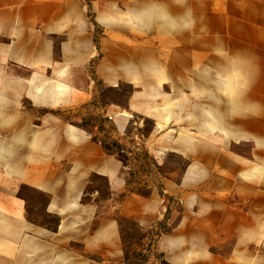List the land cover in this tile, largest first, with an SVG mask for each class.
I'll return each instance as SVG.
<instances>
[{
    "label": "rangeland",
    "instance_id": "374dc122",
    "mask_svg": "<svg viewBox=\"0 0 264 264\" xmlns=\"http://www.w3.org/2000/svg\"><path fill=\"white\" fill-rule=\"evenodd\" d=\"M0 23L1 79L54 84L4 88L34 109L27 162L56 164L54 195L16 185L38 264H264V0H0Z\"/></svg>",
    "mask_w": 264,
    "mask_h": 264
},
{
    "label": "crops",
    "instance_id": "0c3cea01",
    "mask_svg": "<svg viewBox=\"0 0 264 264\" xmlns=\"http://www.w3.org/2000/svg\"><path fill=\"white\" fill-rule=\"evenodd\" d=\"M2 24L0 23V31H1ZM29 46L27 45V49ZM37 49V48H36ZM1 50V49H0ZM39 51V49H37ZM1 52V51H0ZM0 53V58H1ZM41 61V60H39ZM37 61V62H39ZM34 66H39L34 64ZM3 70L0 67V73ZM3 79V78H2ZM0 77V89H3L2 93H0V122L1 121H18V130L21 133H18L16 137L24 136L26 138H32V147L31 151L29 149L28 141L26 143L19 146L17 151V159L14 157H10L12 151H8L9 143L7 145L1 144L5 147V152L0 155V264H38V259L35 256H38V240H39V227L29 223L26 219V209H25V202L22 198L17 197L16 194V185L21 184H30L34 185L37 188H40L44 191L50 192L54 195L56 190V186H58L59 182H56L54 173L50 174L49 171L46 173H42L40 175V168L46 169H54L56 164L54 162V157L46 158L42 160V164H38L35 161L27 162L26 156L28 155H35L34 158L37 161V153L34 151L38 150L40 141V134H38V130H33L32 125V115L34 114V109L30 108L33 107L32 103L41 104V105H49L45 104L44 100L48 98L47 96L40 97L39 99L33 98L34 91L36 88L40 87L39 85L32 86L33 83L28 80H21L20 78L10 77L2 80ZM28 82V85L26 84ZM8 84V85H7ZM8 87L9 89L13 88L15 92L18 90L25 89L26 96L29 99H32L34 102L30 103L28 100L25 102L22 99H17L16 97L9 96L6 92H4V88ZM43 88V87H40ZM31 92V96H30ZM50 99V98H49ZM23 101V102H22ZM69 101V100H67ZM52 100H49L51 103ZM56 102V101H55ZM64 102V101H63ZM62 103V102H61ZM30 105V106H28ZM25 108H24V107ZM35 127H38L37 125ZM14 134L11 131L6 129H0V139L8 140ZM44 136V135H43ZM41 137V136H40ZM78 140L86 141L88 137L85 136H78L76 138ZM53 136H51V141L49 140H42L43 145H47V147L51 146ZM13 142V141H11ZM36 149V150H33ZM70 149V147H69ZM97 151L95 148H93ZM92 149V151H94ZM71 150V149H70ZM16 153V152H15ZM77 158L82 161V166L87 167V164L90 162L91 167L90 170H101L103 169L104 164H110L112 161L110 160H103L102 156H97L90 152L89 149L81 150L77 153ZM20 159V160H19ZM15 160L21 161L20 163L14 165H10V167L18 168L22 172L20 175L16 176L12 174L11 171L8 170V161L12 163ZM105 162V163H104ZM116 169L112 171V174H107L110 176V179L113 178V174H116ZM23 178V179H20ZM67 178L62 180L63 184L67 183ZM69 185H71V181H68ZM79 181L77 182V184ZM69 195L68 200H78V198L73 199L71 196L72 192H75V189H71L70 187L66 190ZM58 198L51 197V201L48 204V207H55L58 204ZM68 205L73 206L72 203H66ZM66 204L63 205L64 207L61 208V211L66 209ZM58 208V207H57ZM51 211V210H49ZM34 246V247H33ZM24 249L26 250V255L24 256Z\"/></svg>",
    "mask_w": 264,
    "mask_h": 264
},
{
    "label": "bare ground",
    "instance_id": "6f19581e",
    "mask_svg": "<svg viewBox=\"0 0 264 264\" xmlns=\"http://www.w3.org/2000/svg\"><path fill=\"white\" fill-rule=\"evenodd\" d=\"M63 73V72H62ZM61 73V74H62ZM64 74V73H63ZM40 84V87H43V88H40V87H38V88H36L35 89V91H34V97L33 98H37V99H39L40 97H42V96H44V97H46L47 96V94H49V91H50V89L52 88V87H54V84H44V82L42 83V82H39L38 83V85ZM58 87V86H57ZM64 88V89H63ZM63 88H61V87H59V88H56L57 89V91L56 90H52V92H51V96H49V98L50 99H53L54 101H57L58 100V98L57 97H59V96H61V95H65V92H66V86L65 87H63ZM49 89V90H48ZM67 100H69V98L67 99ZM214 117H216V119L218 118L217 116H215V114H214ZM217 121H219V123H218V126H220V124H221V121H220V119L218 118L217 119ZM215 125V124H214ZM216 126V125H215ZM217 126V127H218ZM218 129H221L220 127H218ZM40 137V136H39ZM41 138V137H40ZM5 147H4V145L3 144H1L0 143V155H2V153L3 152H5Z\"/></svg>",
    "mask_w": 264,
    "mask_h": 264
},
{
    "label": "trees",
    "instance_id": "16d2710c",
    "mask_svg": "<svg viewBox=\"0 0 264 264\" xmlns=\"http://www.w3.org/2000/svg\"><path fill=\"white\" fill-rule=\"evenodd\" d=\"M104 150L105 152L109 153V154H113V152L110 150V148L104 146Z\"/></svg>",
    "mask_w": 264,
    "mask_h": 264
}]
</instances>
